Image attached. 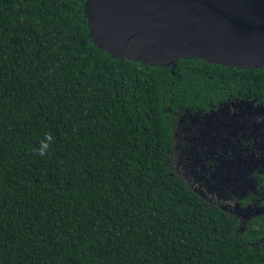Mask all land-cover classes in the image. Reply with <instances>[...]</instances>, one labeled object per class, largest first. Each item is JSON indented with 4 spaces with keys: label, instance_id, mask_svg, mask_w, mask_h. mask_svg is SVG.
Instances as JSON below:
<instances>
[{
    "label": "trees",
    "instance_id": "obj_1",
    "mask_svg": "<svg viewBox=\"0 0 264 264\" xmlns=\"http://www.w3.org/2000/svg\"><path fill=\"white\" fill-rule=\"evenodd\" d=\"M87 2L0 0V264H264V216L240 232L168 165L179 113L264 66L122 58Z\"/></svg>",
    "mask_w": 264,
    "mask_h": 264
},
{
    "label": "water",
    "instance_id": "obj_2",
    "mask_svg": "<svg viewBox=\"0 0 264 264\" xmlns=\"http://www.w3.org/2000/svg\"><path fill=\"white\" fill-rule=\"evenodd\" d=\"M87 14L96 44L122 58L264 66V0H88Z\"/></svg>",
    "mask_w": 264,
    "mask_h": 264
},
{
    "label": "flooded vegetation",
    "instance_id": "obj_3",
    "mask_svg": "<svg viewBox=\"0 0 264 264\" xmlns=\"http://www.w3.org/2000/svg\"><path fill=\"white\" fill-rule=\"evenodd\" d=\"M175 120L168 156L171 175L245 231L264 216V87L229 92L205 108L180 112ZM247 210L253 212L245 215Z\"/></svg>",
    "mask_w": 264,
    "mask_h": 264
},
{
    "label": "rangeland",
    "instance_id": "obj_4",
    "mask_svg": "<svg viewBox=\"0 0 264 264\" xmlns=\"http://www.w3.org/2000/svg\"><path fill=\"white\" fill-rule=\"evenodd\" d=\"M199 122H200V121H199ZM199 122H198V123H199ZM192 129H193V132H196V135L199 136V130H198V129H195V127L192 128ZM196 140H198V138H196ZM191 145H193V143H192ZM235 160H236L237 162H239V160H237V158H236ZM223 170H224L225 172H227L225 169H223ZM225 172H224V173H225ZM223 177H224V181H225V180H226V176H223ZM220 197L223 198L222 195H220ZM221 200H222V199H221ZM250 212H253V210H247V211L244 212V214H245V215H249Z\"/></svg>",
    "mask_w": 264,
    "mask_h": 264
}]
</instances>
